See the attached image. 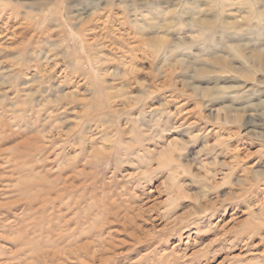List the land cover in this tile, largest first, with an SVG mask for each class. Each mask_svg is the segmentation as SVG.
<instances>
[{
    "label": "rangeland",
    "instance_id": "1",
    "mask_svg": "<svg viewBox=\"0 0 264 264\" xmlns=\"http://www.w3.org/2000/svg\"><path fill=\"white\" fill-rule=\"evenodd\" d=\"M0 5V264H264V0Z\"/></svg>",
    "mask_w": 264,
    "mask_h": 264
},
{
    "label": "bare ground",
    "instance_id": "2",
    "mask_svg": "<svg viewBox=\"0 0 264 264\" xmlns=\"http://www.w3.org/2000/svg\"><path fill=\"white\" fill-rule=\"evenodd\" d=\"M1 6V5H0Z\"/></svg>",
    "mask_w": 264,
    "mask_h": 264
}]
</instances>
